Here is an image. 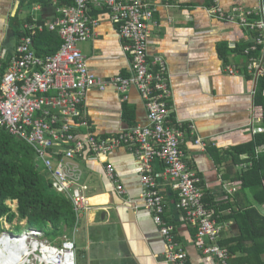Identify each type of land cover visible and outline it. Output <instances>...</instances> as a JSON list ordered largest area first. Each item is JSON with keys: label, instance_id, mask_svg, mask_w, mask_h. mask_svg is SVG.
<instances>
[{"label": "crops", "instance_id": "1", "mask_svg": "<svg viewBox=\"0 0 264 264\" xmlns=\"http://www.w3.org/2000/svg\"><path fill=\"white\" fill-rule=\"evenodd\" d=\"M151 1L156 10L155 24L150 29L149 61L156 68L157 56L166 60L172 92L171 124L181 121L184 125L182 149L186 163L201 178L205 198L218 220L247 206L255 207L264 216V203L251 188L242 190V180L237 178L251 170L255 158L264 152V144L255 148L254 157L246 151L254 136L264 132V107L258 102L264 74L248 70L251 56L245 51L259 31L212 17L206 10L208 0ZM220 3L227 11L235 6L252 11L253 21L259 19L264 6V0ZM57 5L53 2L35 7L25 0H0V54L4 52L10 59L20 40L18 30L28 34L26 24L52 21L57 17ZM89 13L99 24L94 37L81 42L79 47L90 68L105 79L130 76L132 57L125 48L119 26L112 22L105 8L92 6ZM38 32L42 31L36 29L31 35ZM10 41L13 45L7 47ZM261 52L263 46L251 55ZM228 66L239 72L230 73ZM83 108L90 126L77 127L78 138H86L90 132L100 138L111 137L125 128L149 123L146 106L136 88L130 89L127 98L114 86L105 90L94 88L88 92ZM189 124H195L197 132ZM197 138L205 142V148L197 144ZM77 162L84 172L85 183L90 186L91 200L79 224L75 221L74 228L65 233L76 241L77 264H173L165 260L166 242L152 212L142 206V161L121 146L101 158L86 153ZM107 162L114 164L127 190L125 194H119L108 178ZM153 169L162 174L158 178V191L166 202L164 216L175 226L176 237L188 254V264H210L197 244V226L177 206L179 191L164 175V165L156 160ZM9 204L17 212L18 201ZM4 219L7 221L1 220ZM14 221L27 226L26 220ZM221 223L224 226L221 240L238 234L234 217ZM45 236L48 238L46 233ZM62 236L57 239L59 243Z\"/></svg>", "mask_w": 264, "mask_h": 264}, {"label": "built area", "instance_id": "2", "mask_svg": "<svg viewBox=\"0 0 264 264\" xmlns=\"http://www.w3.org/2000/svg\"><path fill=\"white\" fill-rule=\"evenodd\" d=\"M72 1L70 5H57V17L52 21L25 25L29 32L36 29L57 31L62 44L55 54H37L30 33L20 38L16 53L10 59L4 52L0 54V129L35 149L37 160H41L53 175L55 191L72 201L77 225L91 200L90 186L85 183L75 159L86 153L101 158L121 146L131 150L143 163L142 206L152 212L164 237L165 260L188 264V254L176 237L175 226L164 216L166 202L158 191V178L162 174L153 169L154 161H160L165 167L164 175L179 191L178 208L197 226V244L206 260L210 264H215V260L217 264H232L229 249L220 244L224 226L205 201L201 178L186 163L182 149L184 125L181 121L171 124L172 92L166 60L157 56L156 68L149 61L150 29L151 24H155L154 4L151 0ZM208 1L206 10L212 17L259 31L245 51L251 56L248 70L264 74V6L259 19L253 21L252 11L237 6L227 11L221 0ZM34 5L41 7V3ZM92 6L106 8L112 22L119 26L126 41L125 48L132 57L130 76L114 75L105 79L90 68L79 44L92 39L99 24L90 16ZM260 46L263 52L251 55ZM227 69L232 74L239 72L234 66ZM109 86H114L124 98L131 88H136L146 106L149 123L125 128L111 137L100 138L90 132L86 138H78L76 128L89 129L90 126L83 108L88 92L94 88L105 90ZM189 126L197 132L195 124ZM196 142L205 148L201 138ZM260 151L257 149V153ZM106 174L115 183L117 192L125 194L127 190L113 163H106ZM1 221L7 224L5 219L0 220V236L10 235L3 231ZM9 242L6 258H14L13 264H77L76 241L68 234L61 237L60 243H54L43 231L26 228ZM14 254L17 256L13 257Z\"/></svg>", "mask_w": 264, "mask_h": 264}, {"label": "trees", "instance_id": "3", "mask_svg": "<svg viewBox=\"0 0 264 264\" xmlns=\"http://www.w3.org/2000/svg\"><path fill=\"white\" fill-rule=\"evenodd\" d=\"M54 1L59 6L73 4L72 0H25L41 5ZM17 20L19 21L18 18ZM18 31L19 38L27 35L25 31ZM32 36L34 48L40 56L55 54L62 44L57 31L45 29ZM263 88L264 78L258 93V102L264 107ZM263 144L264 132L258 133L246 151L254 157L255 148ZM75 162L78 163L77 159ZM237 178L242 180V190L251 188L255 197L264 203V152L255 158L251 170L238 175ZM15 200L18 201L17 212L9 204V201ZM205 201L210 207L206 198ZM216 214L219 215V210H216ZM229 217L235 218L238 234L221 240L220 244L229 249L232 255L231 263L264 264V216L255 207L247 206L236 210ZM3 218L10 223L16 219L26 220L28 227L44 231L54 243H59L58 237L71 231L76 221L72 201L55 191L53 175L41 160H37L35 149L27 142L0 129V220ZM228 218L220 216L219 221ZM21 231L22 226L18 225L16 232Z\"/></svg>", "mask_w": 264, "mask_h": 264}, {"label": "bare ground", "instance_id": "4", "mask_svg": "<svg viewBox=\"0 0 264 264\" xmlns=\"http://www.w3.org/2000/svg\"><path fill=\"white\" fill-rule=\"evenodd\" d=\"M11 241V237L10 235L8 234H4L2 236H0V264H13L15 261H14V258H11V259H8L6 257L9 256V254L7 255L8 253V249L6 248L7 246L6 245H9ZM17 254L13 257H16Z\"/></svg>", "mask_w": 264, "mask_h": 264}, {"label": "rangeland", "instance_id": "5", "mask_svg": "<svg viewBox=\"0 0 264 264\" xmlns=\"http://www.w3.org/2000/svg\"><path fill=\"white\" fill-rule=\"evenodd\" d=\"M13 45V41H10L8 44H7V47L9 46H12ZM14 204V203H13ZM14 206H16V204H14ZM3 224V231L6 232V231H9L11 233H15V234H20L21 232H16V227L18 226V222L14 221L13 223H9L7 222V224L3 221L1 222ZM22 228L23 230L26 229V224H22ZM8 226V227H7ZM23 232V231H22Z\"/></svg>", "mask_w": 264, "mask_h": 264}, {"label": "water", "instance_id": "6", "mask_svg": "<svg viewBox=\"0 0 264 264\" xmlns=\"http://www.w3.org/2000/svg\"><path fill=\"white\" fill-rule=\"evenodd\" d=\"M14 236H16V234L12 233V234H11V237H14Z\"/></svg>", "mask_w": 264, "mask_h": 264}, {"label": "clouds", "instance_id": "7", "mask_svg": "<svg viewBox=\"0 0 264 264\" xmlns=\"http://www.w3.org/2000/svg\"><path fill=\"white\" fill-rule=\"evenodd\" d=\"M9 232V231H8ZM12 233L10 232V235H11ZM15 234V233H14ZM21 234V233H20ZM19 234H16V236H18Z\"/></svg>", "mask_w": 264, "mask_h": 264}]
</instances>
